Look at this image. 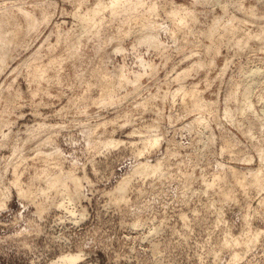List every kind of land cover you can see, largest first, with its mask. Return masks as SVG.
Segmentation results:
<instances>
[{
    "label": "rangeland",
    "instance_id": "obj_1",
    "mask_svg": "<svg viewBox=\"0 0 264 264\" xmlns=\"http://www.w3.org/2000/svg\"><path fill=\"white\" fill-rule=\"evenodd\" d=\"M96 1L0 0V19L23 35L15 36L16 48L9 47L13 51L0 65V198L6 199L0 264H50L68 253L82 255L72 264H232L231 251L241 248L223 249L222 242L231 235L247 238L245 216L262 233L234 264H264V190L247 176L260 167L264 147V49L255 39L243 51L229 44L264 28V0H141L133 12L104 11L96 18L99 27L84 32L78 17ZM177 6L192 11L193 19H172ZM146 18L155 32L143 25ZM51 59L57 63L49 65ZM38 65L47 71L39 83L29 76ZM244 89L251 109L241 108ZM191 90L205 105H192L185 96ZM109 137L124 144L106 149ZM154 137L158 148L139 154L142 142ZM143 161L160 163V172L142 176L137 171ZM66 173L80 179L78 189ZM48 175H59L67 189L45 192ZM234 177L250 185L236 186ZM121 180L129 181L123 190ZM65 191L75 197L70 201Z\"/></svg>",
    "mask_w": 264,
    "mask_h": 264
},
{
    "label": "bare ground",
    "instance_id": "obj_2",
    "mask_svg": "<svg viewBox=\"0 0 264 264\" xmlns=\"http://www.w3.org/2000/svg\"><path fill=\"white\" fill-rule=\"evenodd\" d=\"M140 3H142L141 2V0H108L107 2L106 1H103V0H98V1H96V3L94 4V6L93 7H91V8H89L88 10H87V12H85V10H84V14L82 15V16H80L79 14H77V15H79L80 17H78V18H80L81 20H80V22L82 23L83 22V26H82V28L81 29H83L84 30V32H91V30L93 29V28H97V26H98V23L99 22H97L96 21V18L100 15V14H102L104 11H106V10H109L110 12H112L113 14H114V12H118V11H124V10H126V9H128V8H130V10H131V8H133L134 9V11H136L135 10V8H138L137 6L140 4ZM84 4V3H83ZM153 4V3H152ZM155 4V3H154ZM82 5V4H81ZM14 7V6H13ZM16 7V6H15ZM17 7H18V5H17ZM20 7V6H19ZM135 7V8H134ZM152 7L156 10V8L154 7V5H152ZM151 7V8H152ZM88 8V7H87ZM86 8V9H87ZM152 8V10H154ZM23 10V9H22ZM129 10V12H133L132 10L130 11ZM148 10H149V8H148ZM17 11V10H16ZM21 11V10H20ZM19 11V12H20ZM26 10H24V12H25ZM123 11H122V13H123ZM125 12V14L128 12V11H124ZM151 12V11H150ZM149 12V13H150ZM171 12V14H172V16H173V18L172 19H174V20H178L179 22H182L183 24L184 23H186L188 20H190V19H193V13H192V11H188L186 8H184V7H182V6H177V7H175L173 10H171L170 11ZM170 12H168L169 14H170ZM22 13V12H21ZM26 13V12H25ZM135 13V12H134ZM115 14H117V13H115ZM118 14H120V13H118ZM147 14H148V12H147ZM155 14V13H154ZM168 14V15H169ZM9 15H11V14H9ZM13 15V14H12ZM75 15V14H74ZM129 15V14H128ZM145 15V14H144ZM151 15V14H150ZM27 16H29L28 14H27ZM27 16H26V19H28L27 18ZM101 16V15H100ZM148 16V15H147ZM12 17V16H11ZM11 17H9V18H11ZM25 17V16H24ZM33 17V16H32ZM129 17V16H128ZM136 17V16H135ZM30 18H31V16H30ZM29 18V19H30ZM134 18V17H133ZM140 18V17H139ZM142 18V17H141ZM143 18H145V17H143ZM12 19V18H11ZM33 19V18H32ZM136 19V18H135ZM134 19V20H135ZM149 19V18H148ZM8 20L9 19H7V18H2V19H0V65H3V63H4V60H5V58L6 57H8V55L11 53V51H13L14 50V48H13V46L15 45V39L17 38V35L19 34L20 35V33H19V31L21 32V30L19 29V28H15L14 29V24H11V23H9L8 22ZM15 20V19H14ZM36 19L34 18V21H32V23L34 22V24H35V26L36 25H38V24H36L37 23V21H35ZM79 20V19H78ZM102 20V19H101ZM101 20H100V22H101ZM132 20V19H131ZM139 20V19H138ZM150 20V19H149ZM147 21V18H146V20L144 19V21H146V22H148L149 24H143L144 26H147V28H149V25L150 26H152V23L150 24V22L151 21ZM174 20H173V22H174ZM10 21H12V20H10ZM26 21V20H25ZM99 21V20H98ZM137 21V20H136ZM169 21H172V20H170L169 19ZM191 21V20H190ZM193 21V20H192ZM29 22L31 23V20H29ZM36 22V23H35ZM172 22V23H173ZM176 22V21H175ZM15 23V22H14ZM29 23V24H30ZM178 23V22H177ZM10 24H11V26H13L12 28H10ZM28 24V23H27ZM155 23H154V21H153V25H154ZM239 24V23H238ZM242 24V23H241ZM241 24H239V25H241ZM21 25V27H22V24H20ZM143 25L141 26V27H143ZM173 25V24H172ZM174 25L176 26V24L174 23ZM182 25V24H181ZM187 25V24H186ZM185 25V27H187ZM214 25V24H213ZM25 26H26V24H25ZM35 26H33V28L32 27H28V29H30V28H32V29H34V27ZM178 26V25H177ZM179 26H180V24H179ZM184 26V25H183ZM238 26V25H237ZM237 26L235 27V28H237ZM16 27V26H15ZM24 27V26H23ZM99 27V26H98ZM140 27V28H141ZM174 27V26H173ZM210 27V26H209ZM38 28H40V27H38ZM37 27L35 28V29H38ZM152 28H153V26H152ZM156 28V27H155ZM181 28V27H180ZM228 28H230V27H228ZM258 28V27H257ZM19 29V30H18ZM21 29H23V28H21ZM31 29V30H32ZM100 29V28H99ZM133 29V28H132ZM138 29V28H137ZM144 29V28H143ZM173 29V28H172ZM177 29H178V27H177ZM211 29V28H210ZM216 29H218L217 27H216ZM232 29V28H231ZM239 29H240V27H239ZM238 29V30H239ZM256 29V28H255ZM144 30H146V29H144ZM149 30H150V28H149ZM180 30V29H179ZM211 30H214V29H211ZM210 30V31H211ZM233 30V29H232ZM238 30H237V32H238ZM99 31V30H98ZM124 31H126V30H124ZM134 31V30H133ZM151 31H154V28H153V30H151ZM151 31H150V33L147 35L148 37V39H149V41L150 42H153V40H152V37L153 36H151V37H149L150 36V34H151ZM177 31V30H176ZM210 31H208V32H210ZM225 31H227L226 29H225ZM228 31H229V29H228ZM250 31V30H249ZM83 32V31H82ZM128 32H131V31H128ZM155 32V31H154ZM212 32V31H211ZM231 31H229V33H230ZM24 33L26 34V31L24 30ZM23 32L21 33V34H24ZM32 33V32H31ZM94 33V32H93ZM95 33H97V32H95ZM94 33V34H95ZM121 33V32H120ZM123 33H125V32H123ZM127 33V32H126ZM213 33H215V31H213ZM224 33H226V32H224ZM228 33V32H227ZM234 33H236L235 31H234ZM28 34H30V32H28ZM34 34H36L35 32H34ZM33 34V35H34ZM85 35H86V33H84ZM143 34V33H142ZM209 34V33H208ZM242 34H244V33H242ZM241 34V35H242ZM18 35V36H19ZM32 35V36H33ZM87 35H89V34H87ZM145 35V34H144ZM153 35V34H152ZM211 35V34H210ZM230 35V34H229ZM229 35H228V37H229ZM232 35V34H231ZM15 36H16V38H15ZM20 36H22L23 37V35H20ZM19 36V37H20ZM27 36V35H26ZM25 37V36H24ZM27 37H29V36H27ZM26 37V38H27ZM80 37V36H79ZM79 37H77V38H79ZM121 37V36H120ZM235 37H237V36H235ZM21 38V37H20ZM233 38V37H232ZM80 39H81V37H80ZM231 39V38H230ZM253 39H255L256 41L258 40L259 42H260V44L262 45V48L264 49V28L262 27V28H259V30H257L256 32H247V33H245V35H243L242 37L240 36V38H236L232 43H229V44H232V47L233 46H235V48H236V50L237 51H243L244 49H246V47L247 46H249V44H250V42L253 40ZM18 40V39H17ZM22 40V39H21ZM78 40V39H77ZM76 40V41H77ZM117 40V39H116ZM20 41V40H19ZM15 42V43H14ZM22 42V44H23V42H25V41H21ZM230 42V41H229ZM14 43V45H12L11 46V44H13ZM80 42H78V44H79ZM17 44V43H16ZM21 44V43H20ZM80 44H82V43H80ZM228 44V45H229ZM19 45V44H18ZM260 45V46H261ZM20 46V45H19ZM78 46H80V45H78ZM260 46H259V48H260ZM9 47H10V49H11V47L13 48V50H11L9 53H8V49H9ZM15 48H16V46H14ZM21 47V46H20ZM231 47V48H232ZM9 49V50H10ZM235 53H236V51H234ZM216 53H214V55H215ZM239 54V53H238ZM54 56V55H53ZM56 57V56H55ZM55 57H52L53 59L55 58ZM62 56H59V59L61 58ZM51 58V57H50ZM49 58V59H50ZM62 58H64V56L62 57ZM56 59H58V57H56ZM52 60V59H51ZM55 60V59H54ZM54 60H52V62L50 61V63H49V61H48V64L50 65L51 63H52V65H54L55 63H57V62H55L54 64H53V62H54ZM63 60V59H62ZM57 61V60H56ZM59 61V60H58ZM60 62H61V60H60ZM63 62V61H62ZM61 62V63H62ZM201 62V61H200ZM23 62H21L20 64L21 65H17V67L19 66H24V64H22ZM44 63V62H43ZM193 64H195V61L194 62H192ZM198 62H197V60H196V65H199V68H200V64H197ZM26 64V63H25ZM46 64V63H45ZM60 64V63H59ZM58 64V65H59ZM192 64V65H193ZM28 65V64H27ZM37 65V64H36ZM41 65H42V63H41ZM191 65V66H192ZM203 65H204V63H203ZM29 66V65H28ZM30 66H31V64H30ZM46 66V65H45ZM202 66V65H201ZM225 66V65H224ZM16 67V66H15ZM17 67H16V69H17ZM18 67V68H19ZM21 67V68H22ZM27 67V66H26ZM43 68H47V67H44V64H43V66H42ZM42 67H40L39 65L38 66H33L32 67V71H30V69H29V71L31 72V74L29 75V76H33L35 79L36 78H39L38 79V83H39V80L40 79H42V81H43V79H45V78H47V76H46V74L47 73H45V72H47L45 69H43ZM49 67V66H48ZM53 67H55V66H52V68ZM203 67V66H202ZM204 67H205V65H204ZM197 68V67H196ZM223 68V67H222ZM0 69H1V67H0ZM16 69H11L12 70V72L11 73H13L14 71H16ZM50 70V69H49ZM189 70H190V67H189ZM200 70V69H199ZM251 70V69H250ZM252 70H255V68L254 69H252ZM257 70H260L259 68L257 69L256 68V72H257ZM188 71V70H187ZM20 72V71H19ZM196 72V71H195ZM254 72V71H253ZM252 72V73H253ZM261 72V71H260ZM260 72H259V74H260ZM189 73V72H188ZM9 74H10V71H9ZM254 74H256L255 72H254ZM16 75V74H15ZM18 75V74H17ZM186 75V74H185ZM249 75H250V72H249ZM51 76V75H50ZM183 76V75H182ZM247 76H248V74H247ZM252 76V75H251ZM256 76H258V74L256 75ZM255 75H254V77H256ZM260 76V75H259ZM33 77H31V79H33ZM49 77V76H48ZM52 77V76H51ZM179 77V76H178ZM177 77V78H178ZM30 78V77H29ZM57 78H58V76H57ZM56 77H55V79H57ZM176 78V79H177ZM180 79V81H181V76L179 77ZM258 78V77H257ZM15 78H13V80H14ZM54 79V78H53ZM54 79V80H55ZM256 79V78H255ZM49 80V79H48ZM107 80V79H106ZM178 80V81H179ZM249 80V79H248ZM110 81V80H109ZM178 81H176V82H178ZM37 82H36V84H37ZM107 83H109L108 81H106ZM105 82V84H107ZM33 83V82H32ZM35 83V82H34ZM249 83H253V81L251 82H249ZM249 83H247V84H249ZM180 85V84H179ZM250 85V84H249ZM105 86V85H104ZM108 87H109V85H108ZM182 87H184V86H182ZM246 87H247V85H246ZM248 87H250L251 88V86H248ZM37 88V87H36ZM105 88H106V86H105ZM185 88V87H184ZM194 88V87H193ZM243 88V87H242ZM244 88H245V85H244ZM249 88V90H251ZM1 89V88H0ZM108 90H109V88H107ZM136 89H138V88H136ZM245 89H247V88H245ZM244 89V90H245ZM37 90V89H36ZM39 90V89H38ZM106 90V89H105ZM104 90V91H105ZM107 90V91H108ZM110 90H111V87H110ZM178 90H181V87L178 89ZM239 90V89H238ZM237 90V91H238ZM35 91V90H34ZM137 91V90H136ZM177 91V89L174 91V92H176ZM182 91V90H181ZM180 91V92H181ZM193 91H195V89L193 90ZM192 90H191V92H192V94H190L189 92L188 93H186L185 94V92L183 93V95L185 94V96H188L187 94H189V96H190V100H191V102H192V105L195 107V106H197V107H202V105H205L203 102H202V99L200 98V96H198L197 97V94L196 93H198L197 91L194 93ZM241 91H243V89L241 90ZM37 91H35L34 93H36ZM106 92V91H105ZM177 92H179V91H177ZM179 92V93H180ZM248 91L247 90H245V92L242 94V96L244 95L245 96V98H240L241 100L243 99L244 100V102H245V105H244V107H241L242 108V110L244 109V108H249V109H251L252 108V104H251V101L249 100L250 99V97L248 96L249 94V92L247 93ZM33 93V95H35ZM235 93V92H234ZM239 93V92H238ZM238 93H235V94H238ZM15 94V93H14ZM178 94V93H177ZM248 94V95H247ZM16 96H17V94H15ZM175 95H176V93H175ZM199 95V94H198ZM15 96V97H16ZM177 96V95H176ZM185 96H182L181 97V99H183L182 100V102L184 101V97ZM231 96H232V94H231ZM241 96V95H240ZM174 97V96H173ZM238 97V96H237ZM237 97H236V95H234L233 96V98H234V101H235V99L237 100ZM178 98V97H177ZM200 98V99H199ZM232 98V99H233ZM239 99V98H238ZM243 100L242 101H240V103L242 104V102H243ZM181 102V103H182ZM185 103H186V101H184ZM191 105V104H190ZM243 105V104H242ZM184 106V105H183ZM185 107H186V105L183 107L184 109H185ZM192 107V106H191ZM229 111V110H228ZM245 111V110H244ZM245 112H247V110L245 111ZM229 116H230V111L227 113ZM1 118V117H0ZM231 118H232V115H231ZM2 119V118H1ZM6 120V119H5ZM202 119H200V117L199 118H194V121H196V123L197 122H199L200 123V121H201ZM248 120V119H247ZM4 121V120H3ZM191 123H193L194 124V122H191ZM192 124V125H193ZM198 124V123H197ZM36 125V124H35ZM42 125V124H41ZM104 125H106V124H103V126ZM5 126H6V124H5ZM1 127V126H0ZM3 127V126H2ZM37 127V126H36ZM32 128H33V126H32ZM40 128H41V126H40ZM43 128H44V125H43ZM29 129V128H28ZM35 130L37 129V128H34ZM33 129V130H34ZM2 130V129H1ZM27 130V129H26ZM37 130H39V128L37 129ZM41 130V129H40ZM28 131V130H27ZM10 132V131H9ZM34 132V131H33ZM5 133V132H4ZM38 133V132H37ZM135 133V132H134ZM3 134V133H2ZM28 134H31V133H29L28 132ZM34 134V133H33ZM33 134H31V135H29V137L30 136H32ZM36 134V133H35ZM40 134V133H39ZM37 136V135H36ZM2 137V136H1ZM4 138H7V134L5 133L4 134V136H3ZM26 137H27V133H26ZM49 137V136H48ZM34 138H35V136H34ZM38 138V137H37ZM47 138V137H46ZM110 138V137H109ZM152 138V137H151ZM155 138V137H154ZM148 139V140H145L144 142H142V145H141V149L139 150V154L141 153V155H142V153L144 152V151H147L149 148H151L152 149V147L154 148V146L156 147L157 146V148H158V143H159V140H158V138L156 137L155 139ZM29 139L30 138H28V141H29ZM32 139V138H31ZM36 139V138H35ZM48 139V138H47ZM111 139V138H110ZM146 139V138H145ZM2 140V139H1ZM4 140V139H3ZM108 141H106V139H105V141H104V147L106 148V149H109V148H114V147H117L119 144V146H121V143H122V141L121 140H114L113 138L111 139V140H109V139H107ZM141 140V139H140ZM140 140H138V141H140ZM5 141V140H4ZM40 141V140H39ZM43 141H46V140H43ZM128 141V140H127ZM130 141H132V140H129V142ZM137 141V140H136ZM142 141V140H141ZM0 142H2V141H0ZM41 142V141H40ZM125 142V141H124ZM95 143L96 142H94V145H95ZM101 145H100V147L102 146V143L101 142H99ZM98 143V144H99ZM137 143V142H136ZM136 143H134V144H136ZM1 144H3V143H1ZM25 144V143H24ZM122 144H124V143H122ZM133 144V143H132ZM140 143H138V145H139ZM23 145V144H22ZM93 145V146H94ZM97 146V145H96ZM118 146V147H119ZM135 146V145H134ZM133 145H132V147H134ZM226 146V145H225ZM224 146V147H225ZM17 147V146H16ZM99 147V148H100ZM104 147H101V150H102V148H104ZM137 147V146H136ZM135 147V148H136ZM96 148V147H95ZM98 148V147H97ZM99 148H98V150H99ZM134 148V149H135ZM133 149V150H134ZM150 149V150H151ZM227 149H228V147H227ZM19 150V149H18ZM18 150H17V152H18ZM95 150V149H94ZM101 150L99 151V152H101ZM111 150V149H110ZM103 151H104V149H103ZM102 151V152H103ZM136 152V151H135ZM14 153L15 152H13V155H14ZM147 153V152H146ZM172 154V153H171ZM141 155H139L140 157H141ZM170 155V154H169ZM168 155V156H169ZM248 155V154H247ZM171 156H174L173 154L171 155ZM177 156V155H176ZM243 156H246V154L245 155H243ZM138 157V156H137ZM175 157V156H174ZM249 157V156H248ZM248 157H246L244 160H246V161H250V159L248 158ZM251 158V157H250ZM257 158H258V160H260V163H261V165H260V167L259 166H257V167H259L258 169L256 168L255 170L253 169V171H252V169H250L251 170V172L252 173H248L249 175H247V173H246V175L248 176V177H251V178H249L250 179V181H249V183H251V185H253V187H255V189H257V190H259V191H263L264 190V147L263 148H260L259 149V153H258V156H257ZM169 159V158H168ZM8 160H9V158H8ZM241 161L243 160L242 158L240 159ZM244 160L242 161V162H244ZM252 160V159H251ZM10 161V160H9ZM167 161V160H166ZM169 161V160H168ZM140 162V161H139ZM144 163L142 164L141 163V165H140V167H139V169H138V173H142V174H144V175H142V176H144L145 177V175H156V174H158L159 172H160V163H153L152 165L150 164H147V163H145V161H143ZM160 162V161H159ZM251 162V161H250ZM7 163H8V161H7ZM245 163H249V162H245ZM162 164V163H161ZM139 165V164H138ZM138 167V166H137ZM47 168H48V166H47ZM45 169H46V167H45ZM44 169V170H45ZM233 169V168H232ZM3 170V169H2ZM5 170V169H4ZM43 170V169H42ZM136 170V169H135ZM231 170V169H230ZM163 171V170H162ZM161 171V172H162ZM234 171H237V170H233V172ZM60 172V171H59ZM68 172H70V171H68ZM232 172V173H233ZM245 172H250L249 170L248 171H244L243 172V175L242 176H246L244 173ZM5 173V172H4ZM41 173V172H40ZM45 173V172H44ZM48 173V172H47ZM75 173V172H74ZM165 173V172H164ZM164 173H162V174H164ZM169 173V172H168ZM235 173V172H234ZM67 174V173H66ZM72 174V173H71ZM237 174V173H236ZM41 176H42V174H40ZM136 175V174H135ZM138 175V174H137ZM140 175V176H141ZM166 175V174H165ZM232 175V174H231ZM241 175V174H240ZM251 175V176H250ZM0 176H2V173H0ZM37 176V175H36ZM41 176H39V177H41ZM49 176V175H48ZM52 176V175H51ZM51 176H49L48 177V179H46L45 178V180H46V182H45V189H44V191L46 192L47 190H53V189H57V188H59V189H61V187L63 188V189H65L64 188V182L65 181H63V183H62V179H61V177L59 176V175H55V176H53V177H51ZM61 176H63V175H61ZM65 176V175H64ZM67 176H68V174H67ZM237 176V175H236ZM4 177V176H3ZM17 177V176H16ZM34 177H35V175H34ZM160 177V176H159ZM166 177V176H165ZM164 177V178H165ZM232 177H233V175H232ZM19 178V177H18ZM38 178V177H37ZM69 178V179H68ZM84 178V177H83ZM82 177H81V181H82V179H83ZM154 178V177H153ZM234 178H236V180L234 179ZM234 178H232V179H234V181L236 182V183H234L233 181V183L236 185V186H241V187H244L245 186V181H244V178H243V180H242V177L240 178V177H234ZM1 179V178H0ZM15 179V178H14ZM67 179L68 180H70L71 182H72V184H73V188H75V190L76 189H78V187H80L79 185H81L80 183V179L78 178V177H75V176H72V175H69L68 177H67ZM66 179V180H67ZM126 179H127V177H126ZM19 180V179H18ZM44 180V181H45ZM65 180V179H64ZM128 180H129V178H128ZM128 180H121L122 182L119 184V188H120V190H123L122 188H125L126 187V183L127 182H129ZM159 180V179H158ZM246 180H247V178H246ZM13 182H14V180H13ZM32 182H33V180H32ZM35 182H37V181H35ZM67 182V181H66ZM212 184H213V186L214 187H216L215 185H219V184H214V182H216V181H210ZM209 182V183H210ZM218 182V181H217ZM225 182H226V180H225ZM19 183V182H18ZM17 183V181H15L13 184L16 186V188H17V193H21L20 192V187H19V185L21 184H18ZM68 183V182H67ZM206 183H208V182H206ZM219 183H220V181H219ZM222 183V182H221ZM223 183H224V181H223ZM248 183V184H249ZM12 184V183H11ZM30 184V183H29ZM247 184V185H248ZM31 185H32V183H31ZM128 185V184H127ZM208 185V184H207ZM210 186H212L211 184H209ZM223 185V184H222ZM235 185H233V186H235ZM246 185V186H247ZM250 185V184H249ZM0 186H2V185H0ZM21 186V185H20ZM67 186V185H66ZM206 186V185H205ZM210 186L208 187V189L209 190H211V188H210ZM220 186H221V184H220ZM219 186V187H220ZM232 186V187H233ZM245 186V187H246ZM30 187V186H29ZM118 187H117V189H118ZM248 187V186H247ZM250 187V186H249ZM252 187V188H253ZM15 188V189H16ZM24 188V187H23ZM34 188V187H33ZM32 187H31V189H33ZM37 188V187H36ZM3 189V188H2ZM67 189V188H66ZM65 189V190H66ZM219 189V188H218ZM231 189H233V188H230V191H231ZM240 189V188H239ZM242 189V188H241ZM244 189V188H243ZM247 189V188H246ZM7 191H8V189H6ZM25 191L27 190V188H25L24 189ZM58 190V189H57ZM74 190V191H75ZM207 190V189H206ZM224 190H226V192H227V190L228 189H224ZM223 190V191H224ZM248 190V189H247ZM246 190V191H247ZM2 191V196H3V194H4V197L5 196H7V192L6 193H4L3 192V190H1ZM5 191V190H4ZM24 191V192H25ZM28 191V190H27ZM30 191V193H31V190H29ZM34 191V190H33ZM219 191H222V190H219ZM222 191V192H223ZM229 191V192H230ZM245 191V192H246ZM64 192V191H63ZM80 192V191H79ZM214 193L215 192H218V191H213ZM225 192V193H226ZM233 192V191H232ZM235 192V191H234ZM242 192V191H241ZM248 192V191H247ZM246 192V193H247ZM9 193V192H8ZM27 193V192H26ZM29 193V192H28ZM34 193V192H33ZM32 193V194H33ZM36 193V192H35ZM48 193V192H47ZM59 193V192H58ZM65 193H66V191H65ZM65 193H64V195H65ZM74 193V192H73ZM70 194V193H66V195H68V197H69V199H70V201L75 197V193L74 194ZM213 193V194H214ZM243 193V192H242ZM23 194V193H22ZM37 194V193H36ZM60 194H61V192H60ZM210 194V193H209ZM218 194H219V192H218ZM224 194V193H223ZM244 194V193H243ZM19 195V194H18ZM21 195V194H20ZM19 195V196H20ZM24 195H26V194H23V196ZM30 195V194H29ZM38 195H41V194H38ZM43 195H44V193H43ZM65 195V196H66ZM76 195H79V193H78V191H77V194ZM208 195V194H207ZM212 195V194H211ZM231 195H233V198H234V196H237V195H235V194H231ZM246 195V194H245ZM22 195H21V197H23ZM28 196V195H27ZM26 196V197H27ZM32 196V195H31ZM33 196H35V195H33ZM59 196H61V195H59ZM62 196H63V193H62ZM61 196V198H64V197H62ZM219 196H220V194H219ZM3 197V198H4ZM29 197V196H28ZM27 197V198H28ZM119 197V196H118ZM212 197V196H211ZM232 197V196H231ZM230 195L229 194H224L223 195V199L224 200H227L226 202H228V199H229V202H230ZM31 198V197H30ZM232 198V201L231 202H233V200L235 199V200H237V197L236 198H234L233 199ZM68 199V200H69ZM119 199V198H118ZM213 199V198H212ZM8 200V199H7ZM214 200V199H213ZM234 200V201H235ZM263 200H264V197H263ZM220 201H221V199H220ZM261 201H262V199H261ZM61 202H62V200H61ZM60 202V203H61ZM210 202H212V200L210 201ZM223 202V201H222ZM221 202V203H222ZM236 202V201H235ZM262 202H264V201H262ZM212 203H214V202H212ZM225 203V202H224ZM62 204V203H61ZM63 204H64V202H63ZM259 204V203H258ZM264 204V203H263ZM6 205V199L4 200V199H2V198H0V207H4ZM222 205V204H221ZM64 206V205H63ZM214 206H215V204H214ZM260 206H261V204H260ZM58 207H59V204H58ZM37 208H38V206H37ZM60 208H61V206H60ZM63 208V207H62ZM66 208V207H65ZM64 208V209H65ZM68 208V207H67ZM250 208V207H249ZM256 209V208H255ZM40 210V209H39ZM42 210V209H41ZM69 210V209H68ZM67 210V211H68ZM216 210H217V208H216ZM258 210V209H257ZM73 211V210H72ZM72 211H71V209H70V213L72 214ZM220 211V210H219ZM219 211L217 212V213H219ZM254 211V210H253ZM262 211V210H261ZM255 212H257L256 210H255ZM254 212V213H255ZM222 213V212H221ZM74 214V213H73ZM81 214V213H80ZM247 214V213H246ZM245 214V215H246ZM262 214V213H261ZM81 215H83V213L81 214ZM222 216V215H221ZM224 216V215H223ZM264 216V215H263ZM82 217V216H81ZM80 217V218H81ZM252 217V216H251ZM251 217H249L250 219H251ZM220 218V217H219ZM224 218V217H223ZM222 219V218H221ZM219 220V219H218ZM251 223L249 222V220H248V216H245V218H244V232L246 233V232H248V235H247V238L246 239H239L238 237H235L234 238V236L232 237V235L231 236H229L227 239H226V241L225 242H222V243H224L223 244V246H221L222 248L223 247H225V248H232V247H235V246H240V251L239 250H233V251H231L232 253H231V262H233L232 264H234V263H237L238 261H240V260H242L243 258H244V256H245V254L250 250V248H252L253 246H254V244L257 242V240L259 239V237H260V235H261V231L260 230H252L251 229V225H250ZM264 232V231H263ZM230 234V233H229ZM228 234V235H229ZM227 237V236H226ZM225 237V238H226ZM222 245V244H221ZM224 249V248H223ZM228 250V249H227ZM81 257H82V255L81 254H70V253H68V254H63V255H61L60 257H58V259L56 260V261H53V262H51L50 264H72V263H75V262H77L78 260H80L81 259ZM230 262V263H231Z\"/></svg>",
    "mask_w": 264,
    "mask_h": 264
}]
</instances>
